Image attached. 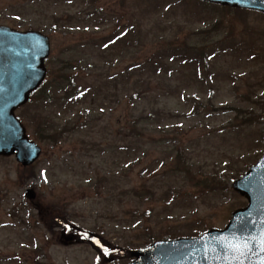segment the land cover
I'll use <instances>...</instances> for the list:
<instances>
[{"label":"rangeland","instance_id":"obj_1","mask_svg":"<svg viewBox=\"0 0 264 264\" xmlns=\"http://www.w3.org/2000/svg\"><path fill=\"white\" fill-rule=\"evenodd\" d=\"M92 5L100 12L89 17L86 11ZM243 11L211 8L197 0H0V25L38 30L49 37L46 81L51 66L62 61L85 68L84 56L98 53L97 46L92 49L88 44L91 36L103 37L102 43L116 27L131 24L142 28L136 41L139 50L133 56L125 53L117 71L154 55L165 41L182 48L195 45L205 61L201 82L198 75L190 78L196 64L182 59L169 65L178 75L150 80L152 88L159 83L171 87L159 106L173 118L157 121L158 114L151 112L153 94L150 101H131V79L124 88L118 85V94L121 89L125 93L98 116L95 111V125L79 136L57 146L36 141L42 151L31 167H20L13 156L0 157V264H127L131 249L187 237L183 234L191 229L201 233L223 228L231 212L246 205L230 185L251 164L248 157L263 154L264 118L232 130L228 123L236 113L229 109L244 108L240 96L251 93V107L264 115V16ZM80 73L83 79L93 75L85 69ZM27 105L16 114L35 140L20 116ZM136 106L146 108L147 122L155 123L146 130L134 127L141 133L138 145L131 139V123L139 115ZM169 139L188 147L195 167L202 165L217 181L226 179L228 190L208 189L209 194L201 195L176 179L167 182L165 176L154 197L148 196V185L167 171L168 145L161 140ZM154 159L163 162L151 169ZM26 189L33 190L34 199L26 196ZM171 190L172 197L166 195ZM173 195L177 202L168 204ZM94 240L108 250L107 255Z\"/></svg>","mask_w":264,"mask_h":264},{"label":"trees","instance_id":"obj_2","mask_svg":"<svg viewBox=\"0 0 264 264\" xmlns=\"http://www.w3.org/2000/svg\"><path fill=\"white\" fill-rule=\"evenodd\" d=\"M204 4L214 8V5ZM98 12L100 11L93 8L92 5L87 9L86 15L89 17L93 15L97 16L99 14ZM140 30H142L140 25L136 28L132 24L116 27L113 33L110 34V38L102 43L100 42L103 37L94 39L91 36L88 44L91 45L92 49L93 46L99 47L96 44L102 46L101 49L95 47L96 50H98L95 57H89L88 55L84 56L86 57L85 68H79V63H76V66L71 65L69 61H62L58 66H53L52 62L50 80L32 97L33 101L26 106L27 112L23 111L20 115L23 120H26L27 127L32 130L30 131L31 135L36 141H39L41 144L57 146L61 142H67L70 136H79L84 132L87 126L91 127L95 125L92 119L94 116L96 117V115H93L95 111L97 112V110H99L97 112L98 116L100 112L103 111L100 110L104 109L105 105H113V103H116L119 97L125 93L121 89V93L118 94V85H123L124 88L126 83H129L131 79L134 80V85L129 88L131 101H135L137 104L146 99L150 101V97L153 94L156 100L154 104L155 108H153L151 112L153 113V111H156L158 114L157 121H165L167 117L173 118V114L168 112V110L165 111L163 107L159 106L160 99L168 94V90L171 87L160 85L159 83L155 88H152L150 87V80L153 77L160 76L161 78L157 79V81L160 82L163 78L171 79L178 75L180 72L173 69L170 70L171 68L169 65L177 63L178 60L182 59L184 62L188 61L186 64H196L195 69L197 72L196 70L192 71L190 78L195 79L198 75L197 80L200 81L201 78H204L202 74L205 67L204 61L200 55L201 52L195 45L189 48H182L180 45H177V43L165 41L154 55L140 62H131L122 72L117 71L118 64L123 61L125 53H129L132 56L138 53L139 47L136 41ZM105 45H107V47H105ZM77 68L79 70H77ZM84 69L93 74L90 79H83L84 76H82V73L79 74V71H84ZM200 75H202V77L199 78ZM240 98L246 106L244 108L237 107L229 109L236 113L233 122L231 120L228 123L229 128L232 130H234L235 127H251L259 123L260 116L264 118V115H259L256 109L254 110V107H251V93L241 95ZM254 102L253 104L255 107L259 106L258 102ZM73 106L75 109H73ZM72 109V115L69 116L68 111ZM135 110L139 112V115L137 119L131 123L132 129L137 125L138 127L141 126L142 130H146L155 124L147 122L149 114L146 108H139V106H136ZM194 111H197V107H195ZM174 134L176 135V133ZM131 135L134 137L131 139L136 141L134 144H137L139 140H136V138L139 137L141 133L137 132L134 128L133 131H131ZM161 142L163 144L166 142L168 145L167 155L164 157L166 158L164 160L169 159V162H166L164 166L167 167V171L163 173L159 180L150 183L147 188L145 187L147 190L146 192L149 193L148 196L154 197L153 191L155 187L160 185L165 176L167 182L176 179L178 182H182L185 185L187 184L190 185V187H195L193 191H196V193L200 192L201 195L209 194L210 191L208 189H218L222 192L228 190V181L226 179L217 181L214 176L211 178L204 172V167L202 165L200 166L199 164V167H195V156H191V151L188 153V147L176 142V139L161 140ZM161 142H157V144ZM257 158V155L254 154L253 157H248L247 159L250 160V164ZM160 162L162 163L163 161L154 159L153 164L149 167L154 169L161 164ZM240 174L241 173L238 172V175ZM237 176H234V178ZM99 182L102 181L100 180ZM176 192L178 191L176 190ZM172 194V190L166 191V195L172 197ZM184 195L188 197L191 196L186 193H184ZM174 197L176 196L173 195V199L169 201L168 204L171 203L174 205L177 202ZM189 202L192 203L191 199ZM56 222L57 224L60 223L59 221ZM61 227L67 228L63 223ZM80 234H82L80 235L81 238L85 237L84 233ZM197 234V231L191 229L188 233H184L183 235L195 236ZM94 242L97 249L104 253L103 249L105 247L97 244L95 240Z\"/></svg>","mask_w":264,"mask_h":264},{"label":"water","instance_id":"obj_3","mask_svg":"<svg viewBox=\"0 0 264 264\" xmlns=\"http://www.w3.org/2000/svg\"><path fill=\"white\" fill-rule=\"evenodd\" d=\"M204 1L264 12V0ZM48 55L47 36L0 26V155H14L22 166L32 164L41 148L28 138L15 110L43 82ZM232 187L247 199V205L233 211L223 229L211 228L192 238L157 240L131 250L133 259L128 264H264V154ZM26 194L35 196L31 189ZM242 222L249 225L243 234L236 231ZM221 237L227 239L221 241ZM229 245H239L243 255Z\"/></svg>","mask_w":264,"mask_h":264},{"label":"snow or ice","instance_id":"obj_4","mask_svg":"<svg viewBox=\"0 0 264 264\" xmlns=\"http://www.w3.org/2000/svg\"><path fill=\"white\" fill-rule=\"evenodd\" d=\"M105 47H107V45H105ZM248 230H249V225L247 223H243V222L236 229V231L240 232L241 234L246 233ZM220 239H221V241H223V240H225L227 238L226 237H221ZM96 243L99 244L100 242L96 241ZM228 247L233 248L234 251H241L239 245H236V246L229 245ZM244 247L247 248V243L244 244ZM103 252H104L105 255L108 254V250L106 248L103 249ZM241 255H243L242 251H241Z\"/></svg>","mask_w":264,"mask_h":264}]
</instances>
